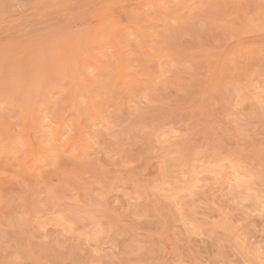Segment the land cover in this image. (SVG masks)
<instances>
[{
	"label": "rangeland",
	"instance_id": "1",
	"mask_svg": "<svg viewBox=\"0 0 264 264\" xmlns=\"http://www.w3.org/2000/svg\"><path fill=\"white\" fill-rule=\"evenodd\" d=\"M0 264H264V0H0Z\"/></svg>",
	"mask_w": 264,
	"mask_h": 264
}]
</instances>
